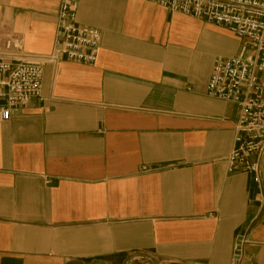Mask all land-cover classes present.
Instances as JSON below:
<instances>
[{
    "label": "crops",
    "instance_id": "0c3cea01",
    "mask_svg": "<svg viewBox=\"0 0 264 264\" xmlns=\"http://www.w3.org/2000/svg\"><path fill=\"white\" fill-rule=\"evenodd\" d=\"M60 0H0V52L48 56ZM94 64L43 69L0 123V264H264L260 181L226 174L238 107L206 95L227 29L144 0H79ZM145 168L146 171L141 169Z\"/></svg>",
    "mask_w": 264,
    "mask_h": 264
},
{
    "label": "built area",
    "instance_id": "2783aa9c",
    "mask_svg": "<svg viewBox=\"0 0 264 264\" xmlns=\"http://www.w3.org/2000/svg\"><path fill=\"white\" fill-rule=\"evenodd\" d=\"M170 14H179L227 29L240 43L229 59H216L206 85L208 97L235 104L239 113L233 147L225 159L226 174L246 173L260 181L264 158V0H144ZM79 0H60L56 33L50 54L27 60L21 43L9 37L0 52V123L26 107L42 101L43 69L61 60L92 65L98 56L100 33L76 22ZM146 171L145 168L141 169ZM240 239L231 264L240 260Z\"/></svg>",
    "mask_w": 264,
    "mask_h": 264
},
{
    "label": "water",
    "instance_id": "95a60500",
    "mask_svg": "<svg viewBox=\"0 0 264 264\" xmlns=\"http://www.w3.org/2000/svg\"><path fill=\"white\" fill-rule=\"evenodd\" d=\"M240 240V239H239Z\"/></svg>",
    "mask_w": 264,
    "mask_h": 264
}]
</instances>
